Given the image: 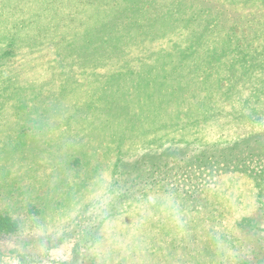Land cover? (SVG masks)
<instances>
[{"label":"rangeland","instance_id":"rangeland-1","mask_svg":"<svg viewBox=\"0 0 264 264\" xmlns=\"http://www.w3.org/2000/svg\"><path fill=\"white\" fill-rule=\"evenodd\" d=\"M0 264H264V0H0Z\"/></svg>","mask_w":264,"mask_h":264},{"label":"trees","instance_id":"trees-1","mask_svg":"<svg viewBox=\"0 0 264 264\" xmlns=\"http://www.w3.org/2000/svg\"><path fill=\"white\" fill-rule=\"evenodd\" d=\"M251 87V86H250ZM249 89V92L250 93H254L255 92V90L257 91V92H259L260 94L262 93V91H263V89L261 88V87H258L257 89H255L254 87L253 88H248ZM162 158H164V157H161V159ZM169 162V161H168ZM167 163V162H166ZM150 172L149 171H147V173H146V175L147 174H149ZM6 220V219H5ZM13 225V224H12ZM12 227V226H11Z\"/></svg>","mask_w":264,"mask_h":264}]
</instances>
